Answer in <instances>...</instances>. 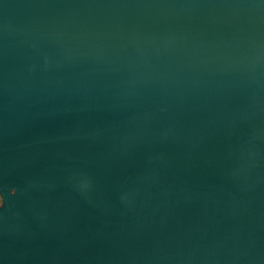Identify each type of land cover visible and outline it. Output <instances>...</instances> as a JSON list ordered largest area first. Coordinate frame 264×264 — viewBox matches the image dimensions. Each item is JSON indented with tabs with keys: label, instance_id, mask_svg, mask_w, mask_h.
I'll list each match as a JSON object with an SVG mask.
<instances>
[{
	"label": "water",
	"instance_id": "obj_1",
	"mask_svg": "<svg viewBox=\"0 0 264 264\" xmlns=\"http://www.w3.org/2000/svg\"><path fill=\"white\" fill-rule=\"evenodd\" d=\"M0 264H264V0H0Z\"/></svg>",
	"mask_w": 264,
	"mask_h": 264
},
{
	"label": "snow or ice",
	"instance_id": "obj_2",
	"mask_svg": "<svg viewBox=\"0 0 264 264\" xmlns=\"http://www.w3.org/2000/svg\"><path fill=\"white\" fill-rule=\"evenodd\" d=\"M3 201L2 200H0V203H2Z\"/></svg>",
	"mask_w": 264,
	"mask_h": 264
}]
</instances>
